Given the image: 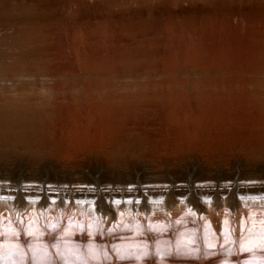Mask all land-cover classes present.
<instances>
[{"label":"bare ground","instance_id":"1","mask_svg":"<svg viewBox=\"0 0 264 264\" xmlns=\"http://www.w3.org/2000/svg\"><path fill=\"white\" fill-rule=\"evenodd\" d=\"M0 141L54 156L0 179V264H23L13 228H41L54 264L47 228L69 264L115 246L101 228L133 231L117 245L264 236V0H0ZM141 263L177 264H117Z\"/></svg>","mask_w":264,"mask_h":264},{"label":"water","instance_id":"2","mask_svg":"<svg viewBox=\"0 0 264 264\" xmlns=\"http://www.w3.org/2000/svg\"><path fill=\"white\" fill-rule=\"evenodd\" d=\"M81 226V225H80ZM83 226V225H82ZM81 226L80 229H78V233H83L84 228ZM164 227V226H163ZM249 227V226H246ZM89 233H95L97 231L96 226H89L88 227ZM68 232L70 233H76V229L74 227H67ZM226 230L233 229L229 225ZM248 229V228H247ZM154 232V230H152ZM157 233L162 232L164 230H156ZM18 230L13 228L11 231V234H18ZM44 234L41 228L36 229V231L30 232L29 235L32 236L35 233ZM231 232H227L226 234L228 236ZM220 235H225L223 233H219ZM240 234V240L237 242L232 237H222L221 239L216 238L215 236L213 239H206V241L203 243V249H200L201 245L199 242L193 241V236L191 233L192 240H184L179 239V242L176 239V245L174 247L171 246H162L160 243H156L153 247L158 250L164 247L166 249L165 251H170L168 254L171 256L174 261L177 262V264H264V236H255V237H248L250 233L246 232H239ZM28 235V236H29ZM215 235V234H213ZM193 241V242H192ZM248 241H252L251 243H247ZM142 243V242H141ZM167 244V243H166ZM168 245V244H167ZM170 245V244H169ZM68 246H71L73 248H76V244H70ZM92 248H89V245L85 247V250L87 251L86 261H75L70 264H117L118 262H126L132 259L135 260H146L150 257H164L162 254H167L165 251H157L152 249V247L147 243H142L141 245L136 244H129V243H121L116 246H112L109 248V251L106 250V248H100L98 245L93 244ZM46 251H50L48 246H43ZM161 247V248H159ZM179 247H194L197 250L193 248H188L184 252H179ZM133 248L138 249H144V250H134ZM200 250H199V249ZM17 249L22 250L21 247H17ZM152 249V250H151ZM31 252H33V249H30ZM134 250L138 253L132 252ZM90 251V252H89ZM26 252V251H24ZM23 252V253H24ZM91 252H94L91 254ZM21 253V252H20ZM50 253V252H49ZM58 250L55 252L56 259L61 260L59 258ZM28 258V257H27ZM63 259V258H62ZM55 261V260H54ZM52 261L51 263L47 264H54ZM57 261V260H56ZM61 262V261H60ZM30 264H44L39 263L37 261H32ZM143 264V263H141ZM162 264V263H160Z\"/></svg>","mask_w":264,"mask_h":264},{"label":"rangeland","instance_id":"3","mask_svg":"<svg viewBox=\"0 0 264 264\" xmlns=\"http://www.w3.org/2000/svg\"><path fill=\"white\" fill-rule=\"evenodd\" d=\"M70 28H73V27H71L70 26ZM182 44L184 45V46H186V42L185 41H182V43H180V45H181V49H182ZM211 76L212 77H214V79H215V83H218L219 85H223V83L224 82H220L219 80H221V77H217L215 74H211ZM214 82V81H213ZM6 157V158H5ZM12 157V158H11ZM32 157H54L53 155H52V153L49 151V148L47 147H38V146H33V145H29V144H20V143H7L6 141H0V179H3V180H5V183H8L9 184V180H11V181H14L15 179L13 178V175H12V173H18L20 176H22V174H23V172H29L30 170H32V169H34L33 167H39V165H41L43 168L45 167V168H47L48 170H50V167H51V165H48V164H41V163H38L39 161V159H36L35 161H34V158L32 159ZM11 158V159H10ZM31 158V159H30ZM5 160V161H4ZM13 160V161H12ZM14 160H15V162H14ZM33 160V161H32ZM29 162V163H28ZM7 165V166H6ZM134 166V164H132L131 166H128L125 170H123L122 172H124V175H127L125 178L127 179V180H131V178H133L134 176L133 175H135V174H133L134 173V171H138V168H137V170H135L134 168H132ZM14 167V168H13ZM29 168L28 170H26V171H23V168ZM36 167V168H37ZM52 170V169H51ZM80 172H82V173H85V171H80ZM148 174L149 173H151V172H147ZM31 174H35V173H31ZM184 175V174H183ZM61 176V178L63 177V176H65V175H60ZM41 177H42V175H41ZM38 179H40V178H38ZM62 179H64V178H62ZM227 214L229 215V213H226V214H224L226 217H227ZM93 222V221H92ZM196 222H194V221H192L191 222V224L192 225H196L195 224ZM178 224V223H177ZM182 227H186V228H188L189 227V225L187 226V224H182L181 225ZM175 227H176V225H175ZM18 228V227H17ZM62 229L63 228H58V230L57 231H54V230H49V228H47V230H45V236H42V238H41V242L42 241H45L46 242V244H48V240L50 241V240H55V242H53V245L54 246H57V245H59V243H58V241H62V243H63V240H65V238L63 239V234H61V233H59L58 234V232L59 231H62ZM132 231V230H131ZM168 231H170V229L168 230ZM133 232V231H132ZM132 232H129V229L128 230H113V232H111V230H105V234H103V228H101V232H97V236L99 237V238H101V239H105V238H117L116 240V242H114V244H115V246L117 245V242H121V240L123 239V238H125L123 235L124 234H129V233H132ZM151 232V231H150ZM19 238H17V240H15V242H18L19 240H20V237H24L26 240H29V244H28V246H27V251L26 252H24L23 250H21V252L23 253V258L21 259V261L23 260V264H25V263H27V258L26 257H30V259L32 260V261H37V262H39V263H44V264H47V263H50V259H52L51 257H53V256H51L52 255V253L50 254V253H46L45 254V251H44V253H43V259H40L39 257H36V253L37 252H35L36 251V247H37V244H34V245H30L31 244V242H33V241H35V239L37 240V238H31V236H25V234H23V230H19ZM153 234H159V233H157V232H152ZM50 235V236H49ZM86 236V237H88V239H93L95 236H93V238H89V236H87V234H85V232H83V233H81V234H77V236ZM105 235H107V236H105ZM143 236H144V234H142ZM48 236V237H47ZM122 236V237H121ZM44 237V238H43ZM57 237V238H56ZM120 237V238H119ZM3 238V236H1V238L0 239H2ZM122 238V239H121ZM128 238V237H127ZM126 238V239H127ZM173 238H175L174 236L172 237V239H167L166 241H165V244H166V246H171V247H174V245H175V240H173ZM15 239V238H14ZM113 239V240H114ZM126 239H123V240H126ZM119 240V241H118ZM169 240H171V242H169ZM45 242H43V244L45 243ZM146 242V241H145ZM194 242H199L196 238H195V240H194ZM156 243H157V241L155 242V243H153V244H151V243H148L147 242V244H149L151 247H152V249H154V250H157V251H163V249L161 248V249H155V247H153L154 245H156ZM165 244H163V245H165ZM170 244V245H169ZM199 244L201 245L200 247H202L203 248V246H202V243H200L199 242ZM53 245H51V246H49V247H51V249L54 251L53 253H54V255H55V252H56V248L54 249V247H52ZM32 246V247H31ZM46 246V245H45ZM113 246V245H112ZM111 246V247H112ZM30 247V248H29ZM110 247V248H111ZM114 247V246H113ZM69 248H70V246H69ZM100 248H106V250H108V248L109 247H106V246H104V244L103 245H101V247ZM184 248V249H183ZM188 248H193V249H195V250H197L196 248H194V247H179L178 248V250H179V252H184L185 250H187ZM202 248H200V249H202ZM30 249H33V252H31V250ZM151 249V250H152ZM199 249V248H198ZM199 249V250H200ZM17 251V250H16ZM81 251H82V254H83V259L86 261V259L88 258V257H86V253H87V251L85 250V246L83 247V249H81ZM109 251V250H108ZM0 252H1V246H0ZM28 252V253H27ZM59 252V251H58ZM165 252H167V254L170 252V251H165ZM29 254H30V256H29ZM58 254H60L59 255V258H63L62 260H63V262H64V264H69V259L67 258V257H65V254H63V252H59ZM7 255V254H6ZM163 255V254H162ZM5 256V255H4ZM165 257H171V256H169V254L167 255V256H165ZM165 257H161V258H165ZM1 256H0V260H1ZM150 258H156V259H159V257H150ZM150 258H148V259H150ZM38 259V260H37ZM45 259V260H44ZM54 259V258H53ZM147 259V260H148ZM129 261H138V260H135V259H132V260H129ZM123 262V261H122ZM127 262V261H126Z\"/></svg>","mask_w":264,"mask_h":264}]
</instances>
